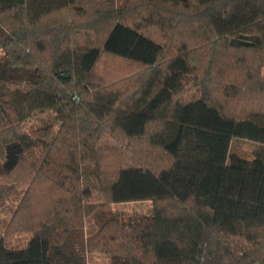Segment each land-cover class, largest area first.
<instances>
[{
  "label": "trees",
  "instance_id": "trees-1",
  "mask_svg": "<svg viewBox=\"0 0 264 264\" xmlns=\"http://www.w3.org/2000/svg\"><path fill=\"white\" fill-rule=\"evenodd\" d=\"M137 6L148 12L145 24L162 27L167 16L165 28L188 41L163 59V45L111 7L75 21L68 10L87 14L74 0H0V179L30 185L0 234V264H86L93 253L109 255L111 264H264V78L253 87L255 107L235 112L226 102L240 95L219 77L221 66L237 67L246 52L264 61V0H139ZM157 14L159 23L151 21ZM109 15L107 31H98ZM93 28L100 45H73L75 33ZM190 42L193 50L209 48L195 78L199 97L173 117L158 116L171 77L197 73ZM226 52L233 54L228 62ZM104 55L142 67L130 94L93 87L91 74ZM44 112L58 118L57 133L50 123L22 130ZM106 133L137 158L152 150L165 163L107 173L105 152L112 150L97 146ZM233 139L261 149L251 159L239 157L230 153ZM92 179L108 185L110 204L149 201L151 211L124 220L104 205H88ZM35 185L42 189L34 196ZM41 198L43 217L33 219L34 199ZM89 219L97 228L87 238ZM19 233L29 238L12 246ZM230 238L249 248L239 253Z\"/></svg>",
  "mask_w": 264,
  "mask_h": 264
},
{
  "label": "rangeland",
  "instance_id": "rangeland-1",
  "mask_svg": "<svg viewBox=\"0 0 264 264\" xmlns=\"http://www.w3.org/2000/svg\"><path fill=\"white\" fill-rule=\"evenodd\" d=\"M139 3V0H74L75 8L83 9L87 16L78 17L71 11H67L66 16L74 19L75 21H88L98 12H94V9L105 12L106 10L114 9L121 12L119 15L122 21L128 25H138L146 28V31L149 32V35L155 37L163 45L164 56L163 59H168L175 53L179 44L185 40L183 33L171 32V28L166 29L168 23L171 21L168 20L166 16L164 22L166 23L162 27L156 24H147L145 18H147V11L143 10V7L136 5ZM93 5H98L94 6ZM128 11L126 12V10ZM166 15V14H165ZM159 14L153 15L151 21H157ZM113 20V16H105L104 22L98 25V31H107L108 24ZM175 19H172L174 22ZM156 23V22H155ZM159 23V21H157ZM176 24V22H174ZM97 26V25H96ZM148 26V27H147ZM141 27L142 29H144ZM163 29V30H161ZM93 29L81 30L78 33L74 34L73 45L86 46V45H100L102 41V35H97L98 31ZM172 35V38H170ZM103 34V33H102ZM188 41V40H185ZM191 43V42H190ZM189 44V43H188ZM52 45V44H51ZM190 45V50L194 55L195 61L199 63L197 66L196 74L194 75H180L176 74L171 77L168 84L171 95L168 99L163 101L157 108L156 114L158 116L170 118L175 116V112L179 110V107L191 100H195L199 97V87L195 83L196 80L200 77V74L203 71V63L208 59L209 48L207 44H200L196 50H193L192 43ZM192 46V47H191ZM52 47L50 48V50ZM224 59L228 62L229 57L233 54L226 52ZM232 54V55H231ZM4 55V51L0 50V57ZM224 55V54H223ZM244 60L237 67H228V65L221 66V73L223 74L222 81L232 83L235 85L236 95L239 93L237 100H232L226 102L228 104L229 110L239 112L243 109H253L255 107V97L256 95L253 91V87L257 85L262 78H264V61H258L253 53L246 52L243 54ZM142 71V67L136 66L131 62L123 61L109 56H101L97 65L95 66L91 74V84L93 87H106L108 89L121 90L124 93H129L132 90L131 81L135 79L133 75L136 72ZM198 75V76H197ZM218 77V80L220 78ZM220 83V82H217ZM216 83V84H217ZM216 86V85H215ZM11 87H17L12 85ZM127 94V95H128ZM262 100V99H260ZM261 102V101H260ZM264 103V102H261ZM52 124V135L57 133L60 123L58 118L55 117V114L52 112L36 113L32 117H29L25 122L22 123L21 128L23 131L31 133L36 128ZM99 147H105L112 152H105V169L107 173H113L118 166H123L126 168L138 167L139 163H150L157 167L158 165L164 164V159H161L162 156H158L155 151H146L142 153V157L137 158L132 150L128 147L125 142H120L117 139L111 137L109 134H102L97 143ZM139 147V145H137ZM140 148V147H139ZM261 149L260 145L244 139H233L230 144V153L235 154L239 157L251 159L252 156ZM32 154L35 157L40 155L37 149H33ZM26 156H31L30 151L27 152ZM32 157V156H31ZM161 157V158H160ZM160 160V162H159ZM34 186L32 191L35 196L39 193L40 187ZM30 187L29 182L19 183L13 182L12 179L2 178L0 179V234L2 237L5 235V229L8 228L10 221L13 219V215L20 207V201L24 199L28 188ZM89 189L91 190V197L87 200L88 205H104L105 210H110L112 213H115L120 218L124 220H134L140 215L149 214L152 208V203L149 201L144 202H135V203H126V204H110L109 196L107 193L108 185L98 179H92L90 182ZM47 198V195H46ZM45 200L43 198L34 199V218H42L45 207ZM22 205V203H21ZM97 225L93 224L92 219L86 220L85 224V237H90L96 231ZM28 235L19 233L13 235L10 238L12 246L22 247L25 245ZM228 245L230 248H233L237 251L246 250L249 246L245 243L242 238H230ZM86 264H111V257L106 254H87L85 259Z\"/></svg>",
  "mask_w": 264,
  "mask_h": 264
}]
</instances>
